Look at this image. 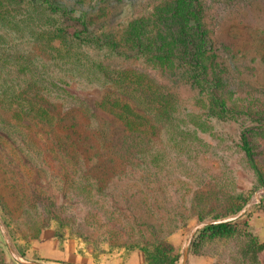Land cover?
Listing matches in <instances>:
<instances>
[{"label": "rangeland", "instance_id": "rangeland-1", "mask_svg": "<svg viewBox=\"0 0 264 264\" xmlns=\"http://www.w3.org/2000/svg\"><path fill=\"white\" fill-rule=\"evenodd\" d=\"M262 187L264 0H0V264H264V197L185 257Z\"/></svg>", "mask_w": 264, "mask_h": 264}, {"label": "trees", "instance_id": "trees-1", "mask_svg": "<svg viewBox=\"0 0 264 264\" xmlns=\"http://www.w3.org/2000/svg\"><path fill=\"white\" fill-rule=\"evenodd\" d=\"M64 14L65 18L64 21L62 22V25L64 26L63 29L64 31H67L68 34H71L73 32L70 31L72 28V25L74 24L73 19L70 17V11L64 8ZM197 28L196 34L199 36L202 40V42H205L207 46L210 44L212 48V40H210L209 36H207L206 31L200 30L198 26H195ZM84 30V29H81ZM77 30H75L76 32ZM74 32V33H75ZM165 53V52H164ZM163 53V54H164ZM186 54V53H185ZM195 53L191 52L190 55L187 56H181L180 61H184V63H187L192 66H198L200 64V61L198 59L196 60H191L192 56L194 57ZM189 61L191 63H189ZM243 150L246 152V154L249 156L250 159L253 158V149L247 140V138H243ZM93 166L88 167V171L91 172V168ZM235 231V223L233 221H222V222H215V223H208L204 227H202L198 232H197V239L203 237L204 235L208 236L209 238H215L227 234H232ZM195 245L193 244V247ZM194 251V250H193ZM179 260V255H168V254H160L157 256L156 263L157 264H177Z\"/></svg>", "mask_w": 264, "mask_h": 264}, {"label": "built area", "instance_id": "built-area-1", "mask_svg": "<svg viewBox=\"0 0 264 264\" xmlns=\"http://www.w3.org/2000/svg\"><path fill=\"white\" fill-rule=\"evenodd\" d=\"M264 197V187L258 189L252 196L251 200L247 203L246 207L247 210H249V208L251 206H256L257 204H261L262 199ZM246 210V211H247Z\"/></svg>", "mask_w": 264, "mask_h": 264}, {"label": "water", "instance_id": "water-1", "mask_svg": "<svg viewBox=\"0 0 264 264\" xmlns=\"http://www.w3.org/2000/svg\"><path fill=\"white\" fill-rule=\"evenodd\" d=\"M246 210H247V207H245L243 210H241L236 216H234V217H232V218H228V219H224V220H218V221H214V222H207V223H202V224H200V225H198L196 228H195V230H194V232L192 233V235H191V237L189 238V240H188V243H187V246H186V255H185V257L187 258L188 257V247H189V244H190V242H191V239H192V237H193V234L196 232V230L198 229V228H202V227H204L206 224H208V223H215V222H222V221H231V220H233V219H235V218H237V217H239V216H241L242 214H244L245 212H246ZM34 264H39V263H34Z\"/></svg>", "mask_w": 264, "mask_h": 264}, {"label": "crops", "instance_id": "crops-1", "mask_svg": "<svg viewBox=\"0 0 264 264\" xmlns=\"http://www.w3.org/2000/svg\"><path fill=\"white\" fill-rule=\"evenodd\" d=\"M109 257H112V256H109ZM187 258H189V255H188ZM135 259L137 260V262H138L139 264H143L144 261H145V259H143V256L141 255V253L138 252V251H136V250L130 252V253L128 254L127 258H126L127 261H131V260H135ZM143 260H144V261H143Z\"/></svg>", "mask_w": 264, "mask_h": 264}]
</instances>
